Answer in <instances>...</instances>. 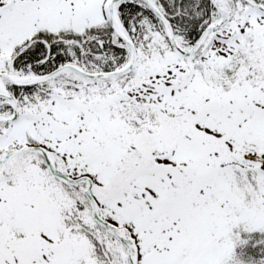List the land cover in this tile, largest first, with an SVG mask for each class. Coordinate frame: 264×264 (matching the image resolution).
<instances>
[{
    "label": "snow or ice",
    "instance_id": "snow-or-ice-1",
    "mask_svg": "<svg viewBox=\"0 0 264 264\" xmlns=\"http://www.w3.org/2000/svg\"><path fill=\"white\" fill-rule=\"evenodd\" d=\"M0 264H264V0H0Z\"/></svg>",
    "mask_w": 264,
    "mask_h": 264
}]
</instances>
